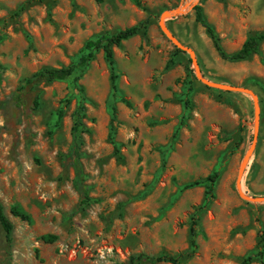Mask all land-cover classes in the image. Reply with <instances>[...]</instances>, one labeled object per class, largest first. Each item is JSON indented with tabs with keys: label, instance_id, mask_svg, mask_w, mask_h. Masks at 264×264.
<instances>
[{
	"label": "rangeland",
	"instance_id": "1",
	"mask_svg": "<svg viewBox=\"0 0 264 264\" xmlns=\"http://www.w3.org/2000/svg\"><path fill=\"white\" fill-rule=\"evenodd\" d=\"M140 2L147 11L131 0H0V202L13 225L9 242L0 226V264H128L162 254L177 264H260L264 201L244 200L237 179L254 144L240 188L264 197V42L246 60H225L194 8L232 54L264 34V0ZM178 9L164 22L193 56L159 26ZM142 23L145 30L113 47L116 91L102 50L77 81L91 198L82 204L66 158L79 100L73 79L40 85L36 109L4 102L37 70L76 64L87 41ZM196 66L208 82L250 91L257 125L252 95L206 86ZM14 207L28 220L13 216Z\"/></svg>",
	"mask_w": 264,
	"mask_h": 264
},
{
	"label": "trees",
	"instance_id": "2",
	"mask_svg": "<svg viewBox=\"0 0 264 264\" xmlns=\"http://www.w3.org/2000/svg\"><path fill=\"white\" fill-rule=\"evenodd\" d=\"M32 2H42L44 0H31ZM133 4L142 9L143 11H147L140 0H131ZM195 11V21L199 23L202 27L205 28L206 33L211 38L215 49L220 54V56L225 60L230 61H241L246 60L251 55L255 54L260 45L264 42V34H257L252 37L246 39V41L242 44L239 50L232 54H226L220 44L218 36L213 29V27L206 22L204 19L202 8L201 6H196L194 8ZM144 25L146 23H142L138 26H133L130 28H126L124 30H120L112 35H103L95 40H89L85 44V52L81 57L78 59L76 64L69 65L67 67L61 68H54V67H43L36 72H34L29 78L25 79L22 85L13 93H11L7 98L4 104H10L15 109H20L28 104L30 101L32 104L33 109L38 107L39 96L41 94V90L39 86L42 84H50L56 81H64L67 79H73V85L75 90L78 92V105L75 111L72 114V132H73V141L70 147L66 158L69 160V163L74 172V186L77 190L80 200L82 204H88L91 201L89 196V188L85 183L86 177L83 171L82 165V157L83 152L81 150L82 145V134L88 133L87 127L84 123V119L86 118V105H85V98H84V90L81 86L77 84L78 79L84 73L86 68L88 67L90 61L93 59V53L97 50H102L104 53V59L107 64L110 81H111V88L113 91H116V81H117V74L115 71V61L113 55V47H118L121 45L123 41H126L133 36L139 34L142 30H145ZM64 107H67L69 101L66 100L64 102ZM127 105L129 102L125 101ZM186 105V103H185ZM65 113V110L62 109L58 112V121L61 120ZM217 178V174L207 178L209 184L206 187L207 194H211L213 189V184L215 179ZM196 185V183L187 184L185 187L189 188ZM11 214L15 217L20 218L21 220L27 221L28 216L21 213L17 208L11 209ZM0 226L2 227L5 238L9 242L11 240V234L13 230L12 223L8 220L7 216L4 212V207L0 202ZM190 233L191 236L194 238L196 236V220L193 219L190 225ZM261 249L259 250L256 257H258L260 264H264V237H261L260 242ZM192 248H195L194 241L191 242ZM193 251L188 255L191 256ZM142 257L147 258L151 262H163V263H170V264H177L179 259L178 257H173L167 254H162L156 257L150 256H143L140 255L137 258L131 257L128 261V264H135L136 261L140 260ZM252 260V257H247L242 261L241 264H249ZM123 264V263H120Z\"/></svg>",
	"mask_w": 264,
	"mask_h": 264
},
{
	"label": "water",
	"instance_id": "3",
	"mask_svg": "<svg viewBox=\"0 0 264 264\" xmlns=\"http://www.w3.org/2000/svg\"><path fill=\"white\" fill-rule=\"evenodd\" d=\"M182 12V9H178V10H173V11H166L164 12L162 15H161V18H160V21H159V26H160V29L161 31L163 32V34L171 41V43L179 48L180 50L182 51H188L189 53H191L192 55V52L190 50H188L187 48H185L184 46L180 45V43L177 41V39L174 37V35L171 33L170 29L168 28V26L166 25V23L164 22V18L165 16H169L171 18L175 17L176 15L180 14ZM193 56V55H192ZM196 72H197V76L198 78L208 87H212V88H216V89H220V90H228V91H234V92H243V93H248L250 95L253 96L254 98V102L256 104V98L255 96L248 90H245V89H242V88H239V87H235V86H230V85H225V84H216V83H212V82H208L206 80H204L201 76H200V71L197 69V66H196ZM257 119H258V108H257V104H256V125H257ZM255 138H256V134H255ZM255 138H254V141H255ZM254 148V144L252 145V147L250 148V150L248 151L245 159H244V162H243V165L239 171V174H238V179H237V189L240 193V196L244 199V200H247V201H253V202H263L264 201V197H249V196H246L244 194L241 193V188H240V182H241V178L243 176V173H244V170H245V167L247 166V163L249 161V158L251 156V153H252V150Z\"/></svg>",
	"mask_w": 264,
	"mask_h": 264
}]
</instances>
